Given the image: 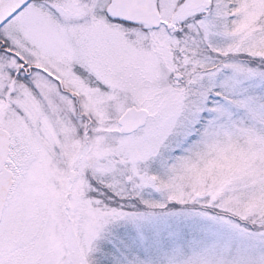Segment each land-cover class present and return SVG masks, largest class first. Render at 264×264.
Returning <instances> with one entry per match:
<instances>
[{
    "label": "snow or ice",
    "instance_id": "1",
    "mask_svg": "<svg viewBox=\"0 0 264 264\" xmlns=\"http://www.w3.org/2000/svg\"><path fill=\"white\" fill-rule=\"evenodd\" d=\"M0 264H264V0H0Z\"/></svg>",
    "mask_w": 264,
    "mask_h": 264
}]
</instances>
